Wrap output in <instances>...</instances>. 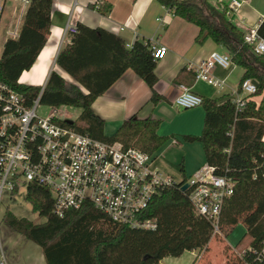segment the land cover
Wrapping results in <instances>:
<instances>
[{
  "label": "trees",
  "instance_id": "1",
  "mask_svg": "<svg viewBox=\"0 0 264 264\" xmlns=\"http://www.w3.org/2000/svg\"><path fill=\"white\" fill-rule=\"evenodd\" d=\"M156 1L173 15L198 26L196 43L203 44L211 38L227 49L232 61L244 69L239 88L248 78L257 83L256 93L246 96L244 105L239 108L226 95L203 97L206 115L202 133L198 136L183 135L185 141L202 143L206 163L215 167L216 174L236 181V191L223 209V220L229 205L234 204L241 194L264 191V53H255L245 43V32L233 22L232 15L228 14L229 6L224 3L214 5L209 0ZM89 6L100 12L102 10L99 3ZM52 10L53 0H33L19 37L9 39L5 44L0 58V80L23 93L28 104L43 89L42 103L80 108L77 119L68 122L78 132L109 143L120 142L125 148L134 147L146 153L159 150L169 140V137L158 134L159 119L152 116L141 118L136 113L124 120L114 134L107 135L105 120L93 109L94 101L128 69L134 70L150 87L151 101L154 104L159 102L161 95L155 89L158 59L154 58L151 48L144 41L136 40L129 47L114 32L77 22V32L69 34L68 41L58 53L57 64L85 92L76 84H67L55 71L51 72L44 88L19 81L22 72L32 67L47 41ZM257 30L264 38V18ZM257 96H262L260 102L254 99ZM187 195L180 182L161 189L147 212V217L156 218L157 227L143 230L114 223L90 204L80 209H67L60 216L54 212L55 199L51 191L41 185L30 184L26 198L33 211L45 220L35 223L6 209L3 222L15 233L38 245L46 264H103L100 258L102 249L119 244L129 236L149 237L152 243H158L163 236L172 237L180 228L192 224L199 223V231L212 229L205 218L195 214ZM167 207L180 209L174 215V221H167L161 214V209ZM190 232L172 244L163 241L153 253H147V258L144 259V254L134 264H159L166 257H180L186 250H195L198 240L195 241ZM247 234L252 247H264V214ZM239 263L264 264V260L247 251Z\"/></svg>",
  "mask_w": 264,
  "mask_h": 264
},
{
  "label": "built area",
  "instance_id": "2",
  "mask_svg": "<svg viewBox=\"0 0 264 264\" xmlns=\"http://www.w3.org/2000/svg\"><path fill=\"white\" fill-rule=\"evenodd\" d=\"M33 0H0V26L9 4L19 7V18L8 39H17L19 29ZM240 5L233 0L229 14ZM162 21L161 18H159ZM76 24H67L66 33L77 32ZM244 41L255 53H264V38L257 27L248 29ZM154 58L161 59L167 48L152 37L145 41ZM233 64L230 54L213 52L194 65H188L197 80L214 87H223L224 81L212 75L216 67L229 68ZM45 86V85H44ZM44 86L42 88H44ZM42 91L31 102L0 80V264H9L3 245L2 201L6 191L12 193L30 184L41 185L51 191L55 199L54 212L62 216L67 209H80L90 204L119 225L129 229L154 230L156 218L147 217L149 206L161 189L180 182L181 189L189 184L187 197L197 216L205 218L216 234L221 233L222 213L236 191V181L215 173L208 164L181 181L153 167L155 152L146 153L138 148H125L122 143H109L78 132L68 124L67 110L51 106L46 115L39 111ZM257 84L244 80L232 101L242 107L245 97L255 94ZM174 104L189 109L203 104V97L186 86H181ZM63 113V114H62ZM254 252L264 260V247L249 245L244 254Z\"/></svg>",
  "mask_w": 264,
  "mask_h": 264
},
{
  "label": "crops",
  "instance_id": "3",
  "mask_svg": "<svg viewBox=\"0 0 264 264\" xmlns=\"http://www.w3.org/2000/svg\"><path fill=\"white\" fill-rule=\"evenodd\" d=\"M209 1L214 5L221 2L229 6L233 0ZM238 1L240 5L232 14L233 22L244 32L258 27L264 18V0ZM95 3L100 4L101 12L90 8L89 5ZM66 17L68 18L65 22ZM77 22L114 32L122 37L129 47L136 40L145 42L154 37L159 45L168 49L166 55L157 60L158 80L155 89L161 95L157 104L151 101L150 87L132 69L126 70L94 101L93 109L105 120V133L114 134L121 123L133 114L137 113L141 118L152 116L161 121L158 134L169 137L165 145L155 152V169L174 177L179 175L180 167L183 175L191 176L207 164L202 143L185 141L183 138V135L198 136L202 133L206 115L203 105L183 109L176 106L174 100L180 94L182 85L202 97L215 98L226 95L232 99L239 89L244 73L242 67L233 62L229 68L216 67L212 70V75L224 81L223 87H217L213 94L204 86L207 82L197 80L194 72L188 69V65L198 63L213 52H220L219 48L225 51L222 53H227V49L211 38L203 44L196 43L198 26L173 15L156 0H53L47 41L32 67L20 76V82L44 86L51 72L55 71L67 84H76L85 92V89L57 64L58 53L69 39V33L65 32L67 24ZM261 98L262 96L254 97L257 102H260ZM3 224L1 234L9 264H46L38 245Z\"/></svg>",
  "mask_w": 264,
  "mask_h": 264
},
{
  "label": "rangeland",
  "instance_id": "4",
  "mask_svg": "<svg viewBox=\"0 0 264 264\" xmlns=\"http://www.w3.org/2000/svg\"><path fill=\"white\" fill-rule=\"evenodd\" d=\"M18 11L19 7H17L16 4H9L6 7L3 21L0 26V58L4 52L9 31L14 30L16 27L19 18ZM68 17H66L65 22ZM21 29L22 25L19 32H21ZM218 51L225 52L223 48H219ZM204 86L211 94L217 90V87L207 83L204 84ZM233 96L236 97L235 95ZM50 108L51 105L42 103L39 111L42 115H46L49 113ZM58 110L59 112L67 110L68 113L66 116L72 120H76L81 112L79 108L73 106L59 108ZM178 171L179 175H174L176 181H181L185 176L189 177L190 175H183L180 167H178ZM2 204V214H4L6 209H9L18 217H26L35 223L45 220V217L33 211L31 203L26 198L25 187L21 188L19 192L12 193L6 191L3 196ZM179 210L178 207L162 208L161 214L164 215L167 221H174L173 217ZM263 214L264 191L241 194V196L235 200L234 204L231 203L229 205L225 212V218L222 220L221 234L214 233L212 229L199 231L197 228L200 224L197 223L194 225L192 224V226L180 228L172 237L163 236L158 243H152L149 237L129 236V238L119 244H112L104 247L100 252L101 262L103 264H134L144 254L153 253L163 241L172 244L176 239L184 237L186 233L191 231L190 233L194 235L193 239L195 241L198 240V246L201 245L202 248L200 249V246H197L195 250H192L193 253L191 250H186L180 257H166L162 259L159 264H193L194 262L196 264H240L239 259L242 258L245 249L251 244V238L247 232L256 224ZM3 223L4 222H2V225L4 227Z\"/></svg>",
  "mask_w": 264,
  "mask_h": 264
},
{
  "label": "water",
  "instance_id": "5",
  "mask_svg": "<svg viewBox=\"0 0 264 264\" xmlns=\"http://www.w3.org/2000/svg\"><path fill=\"white\" fill-rule=\"evenodd\" d=\"M256 83V82H255ZM257 84V83H256ZM189 189V184H184L183 186H182V190L183 191H187ZM149 256V254H146L145 256H144V259L145 258H147Z\"/></svg>",
  "mask_w": 264,
  "mask_h": 264
}]
</instances>
